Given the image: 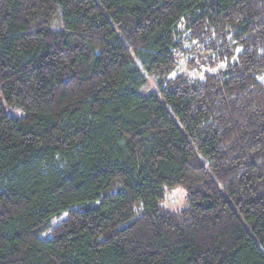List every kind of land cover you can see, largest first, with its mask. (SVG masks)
I'll use <instances>...</instances> for the list:
<instances>
[{"label":"trees","instance_id":"16d2710c","mask_svg":"<svg viewBox=\"0 0 264 264\" xmlns=\"http://www.w3.org/2000/svg\"><path fill=\"white\" fill-rule=\"evenodd\" d=\"M0 264H264V0H0Z\"/></svg>","mask_w":264,"mask_h":264},{"label":"rangeland","instance_id":"374dc122","mask_svg":"<svg viewBox=\"0 0 264 264\" xmlns=\"http://www.w3.org/2000/svg\"><path fill=\"white\" fill-rule=\"evenodd\" d=\"M177 65L174 69V73L184 72L187 75L200 76V74L194 68L191 69L186 65V62L182 59L180 55H177ZM138 67L143 73L146 82L139 88V93L143 95L149 94L151 91L157 89V79L154 74H149L145 71L139 62H137ZM162 203L170 209H180L187 205L186 192L182 187H172L166 189Z\"/></svg>","mask_w":264,"mask_h":264}]
</instances>
